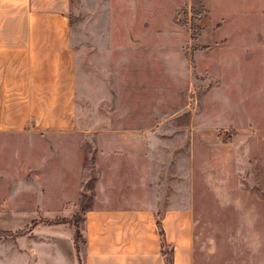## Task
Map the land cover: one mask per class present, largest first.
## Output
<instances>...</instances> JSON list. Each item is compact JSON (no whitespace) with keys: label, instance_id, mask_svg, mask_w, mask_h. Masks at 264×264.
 <instances>
[{"label":"rangeland","instance_id":"374dc122","mask_svg":"<svg viewBox=\"0 0 264 264\" xmlns=\"http://www.w3.org/2000/svg\"><path fill=\"white\" fill-rule=\"evenodd\" d=\"M64 12L77 128L155 130L143 138L145 153L164 163L155 174L171 180L166 191L187 196L192 264H264V0H68ZM89 134L60 137L47 181L70 162L64 171L73 186L75 156L99 160L105 140L115 138ZM21 149L18 141L0 142V161H18ZM79 181L70 200L77 209L90 203L96 182L93 172ZM62 187L45 186L49 211L71 195ZM79 222V212L0 216L9 230L0 229V264L19 260L24 225ZM80 245L79 238L77 252Z\"/></svg>","mask_w":264,"mask_h":264},{"label":"crops","instance_id":"0c3cea01","mask_svg":"<svg viewBox=\"0 0 264 264\" xmlns=\"http://www.w3.org/2000/svg\"><path fill=\"white\" fill-rule=\"evenodd\" d=\"M67 3L0 0V142L15 140L22 148L18 161H0V186H4L0 216L48 218L79 212L82 239L77 252L73 225H24L29 228L21 235L17 263L54 264L56 259L57 264H165L162 253L168 251L170 264H192V211L187 196L166 191L171 180L155 174L164 163H153L145 153L150 146L143 138L155 136V130L77 128L75 54L64 12ZM162 33L171 36L172 30ZM81 133L115 134V138L105 140L99 160L82 162L85 156H75L79 160L70 179L73 186H66L70 174L64 171L71 168L70 162L47 181L54 153H61L60 137ZM46 149L51 150L49 159L44 156ZM88 153L90 157L92 152ZM89 172L96 180L92 200L77 209L70 200L81 191V186L76 188L80 177ZM49 183L71 194L56 202L53 192L51 211L49 194L44 192ZM177 197L185 203L173 206Z\"/></svg>","mask_w":264,"mask_h":264},{"label":"trees","instance_id":"16d2710c","mask_svg":"<svg viewBox=\"0 0 264 264\" xmlns=\"http://www.w3.org/2000/svg\"><path fill=\"white\" fill-rule=\"evenodd\" d=\"M80 238L81 242H82V239H81V236H80V233H79V230H78V227L74 226V232H73V237H72V240H73V245H74V249L75 251H77V247H76V241ZM169 252L168 251H163V258H164V262L165 264H170V258H169ZM79 264H80V261H79Z\"/></svg>","mask_w":264,"mask_h":264}]
</instances>
